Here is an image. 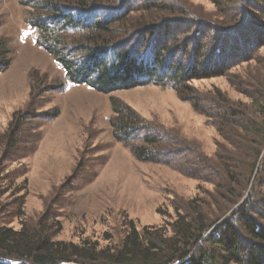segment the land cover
<instances>
[{"label":"rangeland","instance_id":"obj_1","mask_svg":"<svg viewBox=\"0 0 264 264\" xmlns=\"http://www.w3.org/2000/svg\"><path fill=\"white\" fill-rule=\"evenodd\" d=\"M47 1L52 2L54 9L65 12L76 0H0V40L8 43L12 57L10 67L0 73V226L21 229L24 225H37L49 209L51 217L45 220V225L55 240L71 241L89 249L95 245L114 249L134 227L164 234L176 218L177 207H184L190 200L195 205L206 201L213 208L218 207L212 182L187 175L171 164L139 160L127 143L114 137L110 120L116 113L110 95L119 100L126 115H132L135 124L148 126L158 134L162 145L171 147L169 159L187 165L193 171L204 168L212 172L206 168L205 161L229 146L207 116L196 110L189 99L196 95L204 102L215 98L218 103L231 100L250 106L248 96L264 88L261 85L264 81V45L252 60L235 63L227 76L192 79L187 83L188 87L179 89L165 83L146 84L106 94L88 84L70 81L59 61L36 43L39 30L35 25L51 12L46 6ZM101 1L86 0L90 5L87 10L96 11L101 2L104 5L101 10H110L119 17L115 26L118 40L136 35L127 47L141 48V52L150 47L153 39L139 46L145 32H139L142 27H135L140 22L149 27L170 19L157 28L161 31L165 27V32L160 33L163 36L161 42L167 46L165 57L169 55L170 61L174 62L182 58L176 50L177 45L184 48L196 32L190 25L216 16V7L211 0ZM159 3L169 12L158 8ZM127 25L129 29L133 26L130 33L129 30L119 32ZM61 33L72 48L81 46L82 41L81 44L86 45L81 33ZM158 51L159 48L154 49V52ZM33 70L38 71L35 80L45 78L47 82L61 80L65 83L63 90L46 93L38 106V112L58 106L61 114L46 124H42L41 118L30 122L21 135L19 150H14L12 157L13 147L10 149L11 142L4 134L13 115L29 103ZM39 133L43 137L35 142ZM136 143L140 144L142 140L135 138L128 144ZM5 150H9L6 156ZM82 156L89 165L81 177L89 179L96 172L95 176L81 184L78 181L72 185L71 181L63 188L62 184ZM236 167L237 177H242L243 168ZM25 179L28 180V192L25 214L21 215L19 205ZM248 192L249 189L246 194ZM244 199L245 196L234 207ZM230 211L218 217L212 228Z\"/></svg>","mask_w":264,"mask_h":264},{"label":"trees","instance_id":"obj_2","mask_svg":"<svg viewBox=\"0 0 264 264\" xmlns=\"http://www.w3.org/2000/svg\"><path fill=\"white\" fill-rule=\"evenodd\" d=\"M211 1L216 7V16L190 25L196 32L184 48L177 45L182 58L175 62L170 61L169 55L165 57L167 46L161 42L163 36L160 35L165 27L161 31L157 28L170 19L149 27L140 22L135 27H142L139 32H145L139 46L153 39L152 45L141 52V48L127 47L136 37L132 32L125 40H118L115 26L119 17L110 10L109 15L101 10L102 1L96 11L90 12L86 0H76L65 12L54 9L52 2L47 1L51 12L35 25L39 30L36 43L59 61L70 81L88 84L106 94L146 84L165 83L176 89L184 88L192 79L229 75L235 63L252 60L264 45V0ZM157 7L169 12L162 3ZM130 29L123 27L119 32L129 30L130 33ZM61 32L81 33L86 45L81 44L82 41L81 46H68ZM157 48L160 51L154 52ZM10 53L8 43L0 40V73L10 67ZM30 74L34 83L29 103L13 115L4 134L11 142L10 149L13 147L12 157L14 150H19L21 135L30 122L41 118L42 124H46L61 114L58 106L44 112H38V106L46 93L63 90L65 83L61 80L47 82L45 78L35 80L36 70ZM261 85L264 86V81ZM248 97L250 106L231 100L218 103L215 98L204 102L196 95L189 99L229 146L205 161L211 172L204 168L193 171L169 159L171 147L162 145L158 134L148 126L135 124L132 115H126L119 100L110 95L116 113L110 120L114 137L127 143L139 160L171 164L187 175L212 182L218 207L213 208L206 201L195 205L190 200L184 207H177L176 218L164 234L134 227L114 249L97 245L89 249L71 241L55 240L45 225V220L51 217L48 209L37 225H24L21 229L0 226V264H264V88ZM42 137V133L37 134L35 142ZM135 138H140L142 143L128 144ZM8 151L5 150V156ZM88 165L82 156L62 187L71 181L74 185L91 180L96 172L89 179L81 177ZM236 165L243 168L242 177H237ZM23 191L19 205L21 215L25 214L27 179ZM244 196V201L234 207ZM228 211L230 214L212 228L215 220ZM170 231L172 233L168 234Z\"/></svg>","mask_w":264,"mask_h":264},{"label":"crops","instance_id":"obj_3","mask_svg":"<svg viewBox=\"0 0 264 264\" xmlns=\"http://www.w3.org/2000/svg\"><path fill=\"white\" fill-rule=\"evenodd\" d=\"M61 123H63V121H61Z\"/></svg>","mask_w":264,"mask_h":264}]
</instances>
